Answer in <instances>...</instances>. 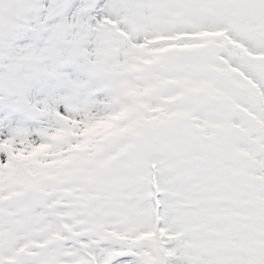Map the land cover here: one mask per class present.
I'll return each instance as SVG.
<instances>
[{"label":"snow or ice","instance_id":"6c2138e0","mask_svg":"<svg viewBox=\"0 0 264 264\" xmlns=\"http://www.w3.org/2000/svg\"><path fill=\"white\" fill-rule=\"evenodd\" d=\"M0 264H264V0H0Z\"/></svg>","mask_w":264,"mask_h":264}]
</instances>
